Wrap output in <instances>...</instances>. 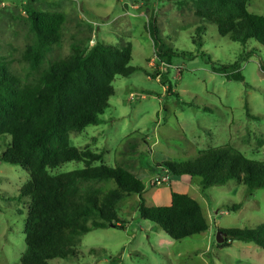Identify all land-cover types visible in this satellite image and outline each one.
Segmentation results:
<instances>
[{
  "label": "rangeland",
  "instance_id": "rangeland-1",
  "mask_svg": "<svg viewBox=\"0 0 264 264\" xmlns=\"http://www.w3.org/2000/svg\"><path fill=\"white\" fill-rule=\"evenodd\" d=\"M247 7L264 16V0H250ZM31 11L65 17L58 44L36 70L23 58L34 39ZM152 18L165 46L185 56L170 64L156 56L149 33ZM98 42L119 49L131 45L130 65L140 71L115 78L103 123L71 132L68 145L102 153L103 164L121 166L140 178L148 206H168L171 192L188 195L201 205L209 229L173 240L140 219V198L132 194L116 206L124 229L93 230L76 243L78 259L48 264H264V249L253 243L228 241L224 247V234L223 243L216 240L223 229H254L264 223V189L248 197L244 185L230 181L203 192L199 177L175 178L157 167L166 161H192L200 151L225 145L264 161V47L220 36L191 0L182 5L166 0H0V58L23 84H36L50 66ZM236 62L243 82L212 69L213 63ZM10 143L8 134H0V157ZM82 168L81 162H68L50 174ZM29 179L23 168L0 162V264H20L25 252L30 199L21 198L20 190ZM90 187L103 192L117 188L113 182Z\"/></svg>",
  "mask_w": 264,
  "mask_h": 264
},
{
  "label": "trees",
  "instance_id": "trees-1",
  "mask_svg": "<svg viewBox=\"0 0 264 264\" xmlns=\"http://www.w3.org/2000/svg\"><path fill=\"white\" fill-rule=\"evenodd\" d=\"M166 1L182 5L186 0ZM191 1L202 17L216 25L220 36L242 45L254 40L264 47V16L248 11L250 0ZM29 16L34 39L23 58L36 70L58 44L65 17L36 11L29 12ZM149 33L158 58L170 64L174 58L186 55L165 46L154 18ZM195 44L202 47L200 40ZM131 60V45L119 49L98 42L93 47L78 48L70 58L50 66L36 84H23L0 58V134H8L11 140L0 162L19 166L30 175L20 190L21 198L30 199L24 221L26 249L20 264L78 259L75 245L85 234L96 229L125 228L116 206L132 194L140 198V219L158 226L173 240L191 238L209 229L201 205L188 195L171 192L169 206H148L143 197L146 187L140 178L121 166L103 164L102 153L68 145L71 132L103 123L102 116L115 95V78L140 71L130 65ZM212 66L214 72L228 79L244 81L238 71L239 62ZM163 84L167 92L171 91L167 79ZM68 162H81L84 168L50 174V170ZM157 167L175 178L199 177L203 192L230 181L244 185L248 197L264 189V161L248 159L230 145L200 151L192 161H166ZM103 182H113L117 188L103 192L90 187ZM241 207L242 203L234 208ZM223 231L228 236L224 247L228 241H241L264 249V223L254 229Z\"/></svg>",
  "mask_w": 264,
  "mask_h": 264
},
{
  "label": "water",
  "instance_id": "water-1",
  "mask_svg": "<svg viewBox=\"0 0 264 264\" xmlns=\"http://www.w3.org/2000/svg\"><path fill=\"white\" fill-rule=\"evenodd\" d=\"M222 234H224L225 236L227 235L226 233H223V231H218L217 238H216L218 243H223L224 241V239L221 237Z\"/></svg>",
  "mask_w": 264,
  "mask_h": 264
},
{
  "label": "crops",
  "instance_id": "crops-1",
  "mask_svg": "<svg viewBox=\"0 0 264 264\" xmlns=\"http://www.w3.org/2000/svg\"><path fill=\"white\" fill-rule=\"evenodd\" d=\"M170 199H171V195H170ZM170 204H171V202H170ZM170 204H169V205H170ZM169 205H168V206H169Z\"/></svg>",
  "mask_w": 264,
  "mask_h": 264
}]
</instances>
